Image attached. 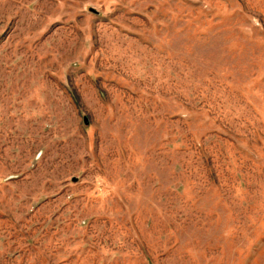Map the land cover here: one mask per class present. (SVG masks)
<instances>
[{"label": "rangeland", "instance_id": "374dc122", "mask_svg": "<svg viewBox=\"0 0 264 264\" xmlns=\"http://www.w3.org/2000/svg\"><path fill=\"white\" fill-rule=\"evenodd\" d=\"M0 264H264V0H0Z\"/></svg>", "mask_w": 264, "mask_h": 264}]
</instances>
